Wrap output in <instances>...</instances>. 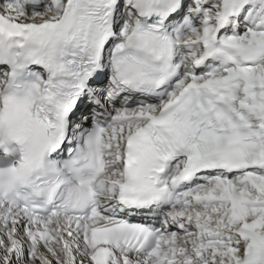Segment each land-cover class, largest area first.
<instances>
[{"label": "snow or ice", "instance_id": "snow-or-ice-1", "mask_svg": "<svg viewBox=\"0 0 264 264\" xmlns=\"http://www.w3.org/2000/svg\"><path fill=\"white\" fill-rule=\"evenodd\" d=\"M0 264H264V0H0Z\"/></svg>", "mask_w": 264, "mask_h": 264}]
</instances>
